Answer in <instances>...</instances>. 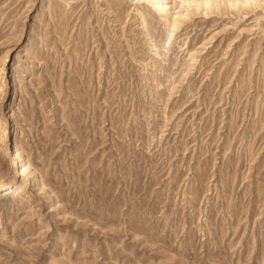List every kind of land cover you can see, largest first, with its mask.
I'll return each mask as SVG.
<instances>
[{"label":"rangeland","instance_id":"rangeland-1","mask_svg":"<svg viewBox=\"0 0 264 264\" xmlns=\"http://www.w3.org/2000/svg\"><path fill=\"white\" fill-rule=\"evenodd\" d=\"M0 264H264V0H0Z\"/></svg>","mask_w":264,"mask_h":264},{"label":"bare ground","instance_id":"bare-ground-1","mask_svg":"<svg viewBox=\"0 0 264 264\" xmlns=\"http://www.w3.org/2000/svg\"><path fill=\"white\" fill-rule=\"evenodd\" d=\"M156 1H157V3H160V2H161V0H156ZM5 111H6V110H5ZM7 111H8V112H7L6 115H8L7 118L9 119V118H11L10 114H11V111H12V110H11V103L8 104V106H7ZM7 118H6V119H7ZM7 121H8V120H7ZM13 130H14V129H13ZM13 130H12V131H13ZM12 134H13V133H12ZM14 158H15L16 161H21V160H19V156H18L17 154L15 155ZM21 168H22V171H26V170H27V168L25 167V165H21ZM17 182H18V181H17ZM16 185H17V184H15V183H14L13 185H11V187H10L9 190H12L13 187L16 186ZM6 188H7V187H6ZM11 192H12V191H11ZM11 192H5L4 195H3V197H2V200H7V199H8V196L10 195Z\"/></svg>","mask_w":264,"mask_h":264}]
</instances>
